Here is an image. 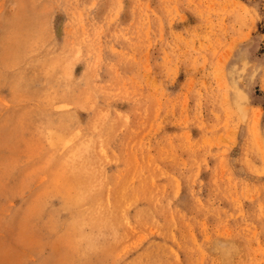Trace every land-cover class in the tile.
<instances>
[{
    "label": "rangeland",
    "instance_id": "obj_1",
    "mask_svg": "<svg viewBox=\"0 0 264 264\" xmlns=\"http://www.w3.org/2000/svg\"><path fill=\"white\" fill-rule=\"evenodd\" d=\"M0 264H264V0H0Z\"/></svg>",
    "mask_w": 264,
    "mask_h": 264
},
{
    "label": "bare ground",
    "instance_id": "obj_2",
    "mask_svg": "<svg viewBox=\"0 0 264 264\" xmlns=\"http://www.w3.org/2000/svg\"><path fill=\"white\" fill-rule=\"evenodd\" d=\"M80 37V36H79ZM78 38V37H77ZM85 47V46H84ZM77 48V47H76ZM86 48V47H85ZM23 49V48H22ZM22 52V51H21ZM20 52V53H21ZM91 52V51H90ZM19 53V52H18ZM22 53H25V52H22ZM27 54V53H26ZM53 55V54H52ZM23 56V55H22ZM57 56V55H56ZM20 57V56H19ZM26 57H28V56H26ZM76 59V58H75ZM68 61V60H67ZM85 61V60H84ZM36 63V62H35ZM72 66V65H71ZM31 67V66H30ZM88 67V66H87ZM35 68V67H34ZM28 71V70H27ZM68 73V72H67ZM33 74H35L34 72H33ZM82 74V73H81ZM46 76H48V75H46ZM81 76V75H80ZM66 77V76H65ZM69 78V77H68ZM69 82V81H68ZM54 84V83H53ZM109 94V93H108ZM54 96V95H53ZM47 97H48V95H47ZM86 97V96H85ZM48 100V99H47ZM49 101V100H48ZM53 101V100H52ZM51 100H50V102H52ZM55 102H56V99H55ZM93 102V101H92ZM54 103V102H53ZM57 103V102H56ZM59 103V102H58ZM71 104V103H70ZM51 105H52V103H51ZM55 105V104H54ZM64 108V107H63ZM67 108V107H66ZM65 108V109H66ZM62 109V108H61ZM71 117V116H70ZM73 120V119H72ZM71 124V123H70ZM48 130H50V129H48ZM40 132H41V130H40ZM54 132H56V131H54ZM63 135H65V133L63 134ZM66 136V135H65ZM76 136H77V134H76ZM54 138V137H53ZM90 141H89V139H88V143H89ZM56 144V143H55ZM54 144V145H55ZM60 144V143H59ZM62 144V143H61ZM69 144H70V142H69ZM81 144V143H80ZM58 145V144H57ZM56 145V146H57ZM84 145H87L88 146V144H84ZM84 145H82V146H84ZM53 146V145H52ZM59 146V145H58ZM57 146V147H58ZM83 148V147H82ZM84 148H85V146H84ZM77 148H75V150H76ZM87 149H89L88 147H87ZM75 150H73V152L75 151ZM78 151V150H77ZM73 152L72 153H70V154H72V156L74 155L73 154ZM84 152V151H83ZM86 152V154H87V150L85 151ZM84 152V153H85ZM53 154V153H52ZM70 154H67L68 156L70 155ZM79 155H83L82 153H78ZM72 156H71V158H72ZM81 157V156H80ZM75 158V157H74ZM73 158V159H74ZM79 158V157H78ZM78 158H77V160H78ZM66 159V158H65ZM69 160V159H68ZM80 160V159H79ZM70 161V160H69ZM74 160H72L71 162H73ZM83 161H85V160H83ZM89 162V161H88ZM64 163H66L65 161H64ZM85 163V162H84ZM46 164H47V162H46ZM82 164V163H81ZM66 165V164H65ZM88 165V164H87ZM76 170V169H75ZM84 171V170H83ZM93 171V170H92ZM11 172V171H10ZM86 172V171H85ZM7 173V172H6ZM91 174V173H90ZM76 175V174H75ZM84 175H87V174H84ZM94 177V176H93ZM74 178V177H73ZM90 178V177H89ZM15 180H16V178H15ZM94 180V179H93ZM98 182V181H97ZM96 183V182H95ZM79 184V183H78ZM12 185V184H11ZM23 185V184H22ZM72 185V184H71ZM99 188H100V186H99ZM98 188V189H99ZM13 189V188H12ZM69 189H70V187H69ZM73 189V188H72ZM48 191V190H47ZM72 192V191H71ZM79 192H80V190H79ZM82 192V191H81ZM80 192V193H81ZM5 193V192H4ZM80 193H78V194H80ZM92 193V192H91ZM8 195H9V193H8ZM11 195H13V194H11ZM20 195V194H19ZM86 196V195H85ZM85 196H83V198L85 199ZM43 197V196H42ZM80 197H81V194H80ZM80 197H79V200H80ZM13 198V197H12ZM39 199H40V197H39ZM76 200V199H75ZM78 200V199H77ZM81 201V200H80ZM85 201V200H84ZM46 203V202H45ZM47 204V203H46ZM79 204V203H78ZM82 204V203H81ZM19 208V207H18ZM70 209V208H69ZM67 210V209H66ZM88 212V211H87ZM97 212V211H96ZM16 216V215H15ZM39 216V215H38ZM10 217V216H9ZM35 217V216H34ZM37 219V218H36ZM9 220H10V218H9ZM8 220V221H9ZM38 220H39V218H38ZM10 223V222H9ZM83 224V223H82ZM10 225V224H9ZM86 225V224H85ZM97 225V224H96ZM85 227V226H84ZM73 228V227H72ZM88 228V227H87ZM79 229V228H78ZM81 229V228H80ZM83 229V228H82ZM73 230H75L74 228H73ZM93 230V229H92ZM78 231V230H77ZM81 231V230H80ZM73 232V231H72ZM75 232V231H74ZM92 232V231H91ZM80 233V232H79ZM84 234V233H83ZM79 235V234H78ZM82 235V234H81ZM85 236V235H84ZM81 237H83V236H80V238ZM95 238V237H94ZM86 239V238H85ZM78 240V239H77ZM91 249V248H90ZM78 252V251H77Z\"/></svg>",
    "mask_w": 264,
    "mask_h": 264
}]
</instances>
